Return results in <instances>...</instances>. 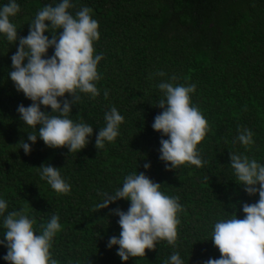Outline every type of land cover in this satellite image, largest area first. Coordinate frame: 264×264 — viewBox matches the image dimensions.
I'll return each instance as SVG.
<instances>
[{
    "label": "trees",
    "instance_id": "16d2710c",
    "mask_svg": "<svg viewBox=\"0 0 264 264\" xmlns=\"http://www.w3.org/2000/svg\"><path fill=\"white\" fill-rule=\"evenodd\" d=\"M8 0H0V5ZM20 12L12 17L18 37L29 34L37 11L53 0H17ZM75 14L90 7L99 22L96 54L100 95L81 94L70 118L93 126L88 145L79 153L49 148L38 138L27 136L33 129L20 119L17 107L32 103L17 92L8 76L13 44L0 36V196L8 201L7 211L24 210L35 218L37 232L52 215H59L62 230L51 249L57 264H165L179 252L184 264H204L221 253L211 240L214 224L233 214L243 218V203H255L239 185L230 167V152L243 153L264 163V0H73ZM45 35L51 38V33ZM54 49L50 48L51 56ZM26 62V61H25ZM164 72V76L157 75ZM175 77V80L171 78ZM161 81L196 84L191 94L208 121V131L197 146L202 167L185 164L168 170L160 160V141L167 139L152 128L162 112L158 101ZM108 90L107 98L104 91ZM66 96L71 99L69 94ZM115 106L124 116L114 142L97 148L104 115ZM51 112L50 107L41 106ZM253 131L254 144L245 147L236 137L239 130ZM26 141L31 153L19 144ZM150 162V169L144 168ZM43 164L60 168L71 191L61 194L40 178ZM143 172L170 196H179L178 238L166 240L147 250L145 257L124 262L118 246L107 242L121 231L119 217L112 209L127 211L130 201L120 199L106 209L95 205L103 192H114L125 177ZM237 182V183H236ZM7 214V213H6ZM2 224V218H0ZM4 229L0 227V236ZM3 238V237H0ZM7 248L0 245V264Z\"/></svg>",
    "mask_w": 264,
    "mask_h": 264
},
{
    "label": "clouds",
    "instance_id": "9594fccd",
    "mask_svg": "<svg viewBox=\"0 0 264 264\" xmlns=\"http://www.w3.org/2000/svg\"><path fill=\"white\" fill-rule=\"evenodd\" d=\"M73 7V0H53L37 11L29 24V34L18 37L17 26L11 18L20 12V4L17 0H8L0 5V36L13 44L19 40L8 76L17 92L32 101L28 106L17 107L20 119L33 129L28 133V141L35 144L39 138L49 148L66 147L69 153H79L88 145L94 128L82 120L74 121L70 114L73 105L81 100V94L91 99L100 95L96 82L101 79L98 64L103 54H96L94 50L100 33L93 10L84 6L73 14L70 11ZM46 32L52 34L51 38ZM50 48L54 49L51 56L48 55ZM157 75L165 73L160 71ZM157 86L163 92L158 101L162 112L154 118L152 128L167 137L160 141V160L168 170L185 164L202 167L204 160L197 146L206 136L208 121L191 101L196 84L174 85L161 81ZM108 95L105 90V98ZM41 106L50 107L51 112L43 111ZM104 119L105 126L96 134L98 149L116 140L124 116L112 106ZM253 136L251 129L242 127L236 139L248 147L255 143ZM19 144L25 154L31 153L28 142L22 140ZM230 161L238 184L250 196L258 194L259 199L255 203H243V218L233 214L214 224L211 240L221 256L209 258L204 264H264V163L237 152H230ZM150 167L151 163L146 161L144 168ZM37 169L40 178L57 193L71 191L60 168L43 164ZM161 189V184L145 173L133 172L114 192H103L102 200L95 205L99 210L109 208L120 199L130 201L127 211L112 209L119 217L121 231L107 242L109 249L118 246L117 255L122 261L145 257L146 249H155L160 240L175 244L180 224L178 212L183 206L179 196L167 195ZM7 209L8 201L0 196V227L4 229L0 245L7 248L3 259L8 264H57L51 249L55 236L62 230L59 215H52L37 232L35 218L24 210L9 212ZM165 264H184V260L177 251Z\"/></svg>",
    "mask_w": 264,
    "mask_h": 264
}]
</instances>
